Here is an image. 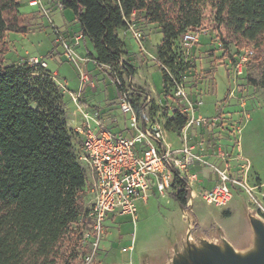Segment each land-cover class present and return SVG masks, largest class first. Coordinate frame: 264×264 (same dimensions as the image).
<instances>
[{
	"label": "rangeland",
	"instance_id": "1",
	"mask_svg": "<svg viewBox=\"0 0 264 264\" xmlns=\"http://www.w3.org/2000/svg\"><path fill=\"white\" fill-rule=\"evenodd\" d=\"M15 8L5 13L7 25L12 29L6 34L5 45L8 52L3 58L4 65L30 64L33 59L42 60L48 64L52 73H58V82L65 97V111L69 128L75 129L86 121L78 113V106L73 102L67 90L79 91L81 70L85 74L88 97L91 103L103 110L102 122L118 119L122 130L129 127V116L120 111L121 101L118 99L117 87L108 74L97 65L91 63L88 68V55L95 54L92 43L86 38L75 53L81 58L78 67L63 54V47L56 43L57 31L60 37L73 42L79 35L80 25L72 10H61L59 3L53 0H41L43 8H32L30 0H14ZM17 6V7H16ZM203 27L194 31L199 35L196 44L187 58L185 74L187 86L194 99H201L204 105L197 112L198 116L209 121L200 142L196 140L192 128L188 144L194 147V152H203V159L208 165L196 164L193 172L197 173L198 197L194 200V215L198 221V230L208 235L218 227L224 232L226 239L237 249L245 248L250 243L251 230L247 220V210L250 208V198L243 187L231 186L233 200L225 209L207 205L203 194L213 189L219 183L215 168L224 170L226 165L232 176L242 181L247 188L256 189L255 196L261 200L264 193V50L253 47L238 49L230 46V55L223 58L217 35L212 29L215 25L208 18ZM136 24V32L140 42L131 31H120L119 38L125 45L127 55L122 59L123 66L116 69L124 75L123 91L136 111L146 108V115L160 118L163 125L174 115L176 106L170 104L163 94V73L158 64L159 49L163 41L161 29L157 25H147L141 20ZM14 29V30H13ZM23 30L28 34H23ZM16 32V34H15ZM20 32V33H17ZM22 33V34H21ZM59 38V37H58ZM228 38V37H227ZM229 39V38H228ZM9 48V49H8ZM181 50L179 45V51ZM250 50L254 57L246 64L242 77H237L234 66L238 52ZM134 68L136 75L129 77L124 68ZM48 69V68H46ZM110 71L109 69H107ZM57 81V80H56ZM67 85V86H65ZM64 87V88H63ZM68 87V88H67ZM82 89V88H80ZM93 91L94 95L90 92ZM82 92V91H81ZM79 93V92H78ZM93 96V97H92ZM152 102H149V100ZM161 103L158 109L156 104ZM168 105L172 110L166 108ZM101 109V110H102ZM87 113L93 114L92 111ZM112 113V114H111ZM128 123V127H125ZM105 126L118 133L119 128L114 123L104 122ZM95 133L99 132L96 123L90 121ZM167 139L180 146V133H171L167 129ZM174 144V145H175ZM242 148V160L232 162L237 157L238 147ZM82 149V148H81ZM211 151L213 152L211 154ZM196 154V153H195ZM216 158V159H214ZM243 165L249 168L241 170ZM84 166V165H83ZM197 166L200 168L196 171ZM196 167V168H195ZM208 182V183H207ZM174 193L163 198L156 188L149 193L147 202L137 203V221L132 217H115L109 215L103 223L104 235L97 247L94 244V232L80 222L60 245V259L56 264H163L168 254L180 242L187 225L182 219L183 210L176 202ZM84 207H91V197L84 198ZM253 210V209H251ZM264 220L262 214L255 212ZM84 226V227H83ZM77 230V231H75ZM89 232L90 239L79 245L80 235ZM73 257V259H72Z\"/></svg>",
	"mask_w": 264,
	"mask_h": 264
},
{
	"label": "trees",
	"instance_id": "2",
	"mask_svg": "<svg viewBox=\"0 0 264 264\" xmlns=\"http://www.w3.org/2000/svg\"><path fill=\"white\" fill-rule=\"evenodd\" d=\"M53 1L74 12L81 33L94 48L88 59L110 76L118 100L122 91L117 80L124 75L116 69L127 55L118 32L129 31L133 15L134 22L161 29L159 60L172 69H176L173 51L180 36L210 23L208 18L215 23L212 29L223 58L230 55L231 45L264 50V0ZM14 8V0H0V264H56L59 247L73 227L80 222L92 226L90 208L84 207L89 178L80 161L83 141L69 128L66 94L49 69L3 64L9 51L4 47L6 34L12 31L5 13ZM161 70L167 91L168 78ZM127 73L136 75L134 68H127ZM187 122L176 110L166 125L169 132L180 133ZM174 187L179 189L174 198L185 210L190 194L182 181ZM82 242L83 234L79 245Z\"/></svg>",
	"mask_w": 264,
	"mask_h": 264
},
{
	"label": "built area",
	"instance_id": "3",
	"mask_svg": "<svg viewBox=\"0 0 264 264\" xmlns=\"http://www.w3.org/2000/svg\"><path fill=\"white\" fill-rule=\"evenodd\" d=\"M29 6L44 9L41 0H30ZM59 8L64 10L61 4H59ZM45 13L48 15L49 12L45 10ZM134 19L135 15L130 20L129 31L142 46L140 36L136 32ZM84 39V34L80 33L70 43L60 37L59 31H57L56 43L63 47L64 56L75 63L77 67L81 58L75 53V49L81 46ZM198 43L199 35L189 30L180 36L174 48L176 69H172L165 62L158 60L159 66L168 78V90H163L164 97H167L170 104L176 106L174 110H178L188 118L187 125L181 131L180 140L183 139V141L180 142L178 148L168 141L167 125H163L160 118L147 116L146 108L136 111L123 91L124 80L118 79L117 83L122 91L120 111L125 116H129L126 136L106 127L99 112L90 114L78 106L81 92L74 94L67 90L73 102L78 106V113L86 121L78 126L75 132L82 137L83 141V153L80 156V161L88 172L89 196L91 197L88 218L92 222L91 229L94 232L93 245L95 247L98 246L104 235L103 223L106 217L109 215L126 216L132 217L136 222L137 203L147 202L153 188H156L158 193L165 198L167 195L179 191L174 187L176 181L184 182L185 189L190 194V200L187 208L183 210L182 216L186 218L194 215V200L198 197L200 182L197 173L193 172V167L198 163L208 164L204 161L203 156L195 154V149L189 146L188 139L192 128L206 127L209 124L207 119L198 116L197 110L204 105V102L191 96L185 74L187 58ZM253 55L254 52L250 50L241 52L234 66L237 77L243 76L245 66ZM30 65L47 68V64L39 59H33ZM123 65L121 62L120 66ZM124 68L127 70L126 66ZM79 69L81 70V82L85 85L87 78L80 66ZM107 69L111 70L110 67ZM149 102H152L151 98ZM156 107L160 109L162 104L158 103ZM165 107L172 110L167 104ZM90 121L96 123L99 132L93 131ZM248 168L247 165H244L242 170L246 171ZM215 171L218 174L219 183L212 190L203 194V200L207 205L219 209L227 208L233 200L231 186H240L249 195L251 209L264 216V193L261 200L254 195L258 187L247 188L242 181L231 175L228 167L222 171L215 168ZM88 239H90L89 232L84 236V241Z\"/></svg>",
	"mask_w": 264,
	"mask_h": 264
},
{
	"label": "water",
	"instance_id": "4",
	"mask_svg": "<svg viewBox=\"0 0 264 264\" xmlns=\"http://www.w3.org/2000/svg\"><path fill=\"white\" fill-rule=\"evenodd\" d=\"M246 210L251 238L245 248H235L220 227L205 235L198 230L195 215L182 216L186 231L163 264H264V220L249 207Z\"/></svg>",
	"mask_w": 264,
	"mask_h": 264
},
{
	"label": "crops",
	"instance_id": "5",
	"mask_svg": "<svg viewBox=\"0 0 264 264\" xmlns=\"http://www.w3.org/2000/svg\"><path fill=\"white\" fill-rule=\"evenodd\" d=\"M81 31H79V33H80ZM120 32V31H119ZM119 32H118V35H119ZM90 61V60H89ZM91 63H93L94 65H96L93 61H90L89 62V64H88V68L89 69H91V67H90V65H91ZM47 68L49 69V66H48V64H47ZM53 75L55 76V78L57 77L58 78V73H53ZM56 78V80H57V82H58V79ZM59 83V82H58ZM59 84H61V85H63L62 83H59ZM65 86H67V85H65ZM68 88V87H67ZM80 88H82V89H80ZM80 88H79V91L78 92H81L82 93V95H81V108L85 111V112H89V111H92V112H99L100 113V117H102V119H104L103 118V115H104V113H106V111H110V110H112V109H102V108H99V107H97L96 109H95V105H94V103H91V99L92 98H90V97H88L89 96V94H88V92H87V89H89L90 90V88H89V86L87 85V84H85L84 86H82V85H80ZM73 92V91H72ZM78 92H75V93H78ZM92 95H94V92L93 91H91L90 92ZM93 97V96H92ZM200 99H201V97H200ZM118 100V99H117ZM102 109V110H101ZM112 114V113H111ZM202 116V115H201ZM203 117V116H202ZM108 122L109 124L112 122V123H114V125H113V127H116V128H119V126H120V123H119V121H118V119H112L111 118V120H108L107 118H105V120L103 121V123L104 122ZM125 125V127H128V124L127 123H125L124 124ZM113 129V128H112ZM119 132L118 133H122L123 135H127L128 133H127V128H125L124 130H122L121 128H119ZM114 131V130H113ZM203 131L204 130H202V128L201 129H194L193 130V133H194V135L196 136V140H198V143H201L200 142V138L201 137H197V136H199V135H201V133H203ZM175 144V143H174ZM175 146H176V148H178L179 147V145L177 146L176 144H175ZM195 153L197 154V155H203V152H201V151H199L198 150V152H196L195 151ZM213 152L211 151V154H212ZM244 157H242V148L239 146L238 147V149H237V157H235V158H233L232 159V162L233 163H236V161H238V160H242ZM214 159H216V158H214ZM225 166V168L227 167L226 165H224ZM244 167V165L241 167V170H242V168ZM196 168V167H195ZM200 168V166H197V168H196V171L198 170ZM198 172V171H197ZM234 177V176H233ZM235 178V177H234ZM203 182V181H202ZM202 182L200 181V184H202ZM208 183V182H207ZM203 185V184H202ZM216 186V185H215ZM214 186V187H215ZM213 187V188H214ZM212 190V189H211ZM209 191V190H208Z\"/></svg>",
	"mask_w": 264,
	"mask_h": 264
}]
</instances>
